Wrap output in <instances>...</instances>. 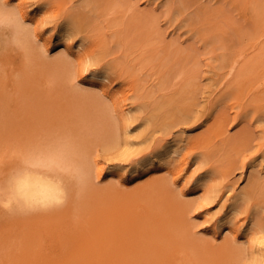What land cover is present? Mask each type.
Segmentation results:
<instances>
[{
	"label": "rangeland",
	"instance_id": "374dc122",
	"mask_svg": "<svg viewBox=\"0 0 264 264\" xmlns=\"http://www.w3.org/2000/svg\"><path fill=\"white\" fill-rule=\"evenodd\" d=\"M0 12V264H264V0ZM38 148L62 159L29 164ZM25 166L65 178V201L8 203Z\"/></svg>",
	"mask_w": 264,
	"mask_h": 264
},
{
	"label": "bare ground",
	"instance_id": "6f19581e",
	"mask_svg": "<svg viewBox=\"0 0 264 264\" xmlns=\"http://www.w3.org/2000/svg\"><path fill=\"white\" fill-rule=\"evenodd\" d=\"M9 1L10 0H6V2H9ZM67 22L68 21L66 20V23ZM70 23L71 22L69 21V24ZM72 25H69V26H72ZM69 26H68V23L64 24L60 28V31L62 33L59 31L58 37L63 36V34L65 35L64 32H66V31L68 32ZM73 28H74V26L72 27V29ZM22 33H23V31L20 30L19 27L17 26L16 34L21 37ZM91 73H92V76L102 78V80L109 79L108 74L101 71L100 69L99 70H96V69L92 70V71H90V74ZM92 76H90V77H92ZM100 81H101V79H100ZM141 131H143V129ZM186 139H187L186 136L180 135V136H173L170 140H166L165 142H163L161 144V146L158 150L153 151L154 153H153L152 157H150L146 161L147 162L146 165H148V167L151 168L153 165L157 164V162H161L162 164H165L167 162V154H170V153H176L177 154V152L179 151V147L181 145H183L182 143H184L186 141ZM130 141L131 140H129V143H130ZM132 141L137 142L138 140L135 141V139L134 140L132 139ZM134 142H131V143H134ZM128 146L130 147V145H128ZM65 155H67V154H65ZM62 156H63V150H61V149L58 152V150H56V149H51V150L46 149L45 150L43 148H38V149L34 150L32 153H30V155H28L27 161L29 164H32V165L49 164V166H50L52 164V162L59 163L60 160L62 159ZM70 171H69V173H70ZM99 173H100V171L98 172V174ZM132 174L135 175L134 171H132ZM133 177H136V176H133ZM9 178H10L9 179L10 183H8L9 184V186L7 188L8 191L7 190L6 191H7V201L11 205H12V203H18L21 207L24 206L25 208L27 207L28 209H29V207L37 208L39 206H46V207L50 206L51 207V205H53V204L55 206L58 203L63 202V200L66 198V185L63 182V179H65V178L62 179V177L51 173L50 169L45 170V169H41V168H37V167L33 168L30 166H25V167L21 168L19 171L13 173L11 175V177H9ZM10 204H9V206H10ZM221 232H223V231H221ZM221 232L218 231L216 233L220 234ZM237 236L238 235L235 236V239L237 238Z\"/></svg>",
	"mask_w": 264,
	"mask_h": 264
},
{
	"label": "clouds",
	"instance_id": "9594fccd",
	"mask_svg": "<svg viewBox=\"0 0 264 264\" xmlns=\"http://www.w3.org/2000/svg\"><path fill=\"white\" fill-rule=\"evenodd\" d=\"M6 20L7 16L4 13L0 12V23H5Z\"/></svg>",
	"mask_w": 264,
	"mask_h": 264
}]
</instances>
